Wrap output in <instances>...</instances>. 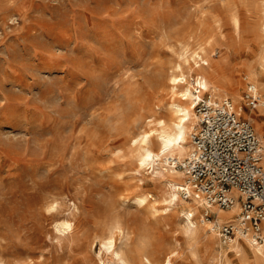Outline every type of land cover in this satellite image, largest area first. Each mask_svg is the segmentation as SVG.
Listing matches in <instances>:
<instances>
[{
    "label": "rangeland",
    "instance_id": "rangeland-1",
    "mask_svg": "<svg viewBox=\"0 0 264 264\" xmlns=\"http://www.w3.org/2000/svg\"><path fill=\"white\" fill-rule=\"evenodd\" d=\"M263 19L264 0H0V264H256L244 235L235 247L206 224L217 205L197 206L188 235L132 138L185 103L178 63L264 136V104L243 100L248 82L264 95Z\"/></svg>",
    "mask_w": 264,
    "mask_h": 264
},
{
    "label": "built area",
    "instance_id": "built-area-1",
    "mask_svg": "<svg viewBox=\"0 0 264 264\" xmlns=\"http://www.w3.org/2000/svg\"><path fill=\"white\" fill-rule=\"evenodd\" d=\"M243 100L254 108L264 103V95L248 82ZM194 106L197 123L190 133L188 152L177 161L178 166L186 172L189 187L207 206L229 208L239 202L237 222L225 223L220 229L225 240L236 231L254 243L262 242L264 143L229 98L207 94Z\"/></svg>",
    "mask_w": 264,
    "mask_h": 264
},
{
    "label": "bare ground",
    "instance_id": "bare-ground-1",
    "mask_svg": "<svg viewBox=\"0 0 264 264\" xmlns=\"http://www.w3.org/2000/svg\"><path fill=\"white\" fill-rule=\"evenodd\" d=\"M262 29L264 30V19L262 21ZM196 55L198 56L199 53L196 51L188 52L186 49L182 52L181 56L184 61H189L191 57L195 65H199ZM261 61L264 63V54L261 56ZM192 66L193 64L189 63V67L192 68ZM175 67L178 69V72L172 73L169 76V82L171 83L170 88L172 92H176L185 103H180L173 99L170 100L167 103V107L171 112L172 118L168 120L161 116L155 118L153 121L155 126L143 130L138 136H134L132 138V143H134L137 148V158L140 165L152 166L154 161L157 160V168H159V166L164 167V171L160 178L164 184V191L168 195L167 208L177 211L185 231L188 232V235L192 236L194 234L196 235L197 229H200L195 214L197 206L202 202V198L201 195H198L196 191H193V189L189 187L186 181L182 180L184 172L178 169L177 161L181 160V158L187 154L188 148L190 147L189 136L195 129L194 123H197V115L193 110L197 99L202 97L201 94L203 92L209 93L210 96L216 98H222L224 95L221 97L216 96L219 86L210 82L208 77L204 74H197L192 77L181 69L179 63ZM238 110L242 112L241 105L238 106ZM258 137L264 143V136L258 135ZM154 143L156 147H154ZM147 200V195H136L132 198V201L137 203H145ZM238 204L239 203H235L231 208L227 209L216 207L215 219H208L209 221L206 224L209 225L210 228L215 229L217 223L220 224L229 221L236 223L238 218L235 217L234 214L238 209ZM54 227L60 230V232L71 228L73 229L72 222L67 218L56 219ZM244 238L249 242V248L255 259V263L264 264V240L254 243L247 236H244ZM230 242L235 247H239L240 245L235 238L230 239ZM106 243L109 247H112L111 254H116L118 258L126 261L127 255L124 249L120 246L115 247L112 236L108 237ZM170 256L171 255L167 256L166 264L171 262Z\"/></svg>",
    "mask_w": 264,
    "mask_h": 264
}]
</instances>
